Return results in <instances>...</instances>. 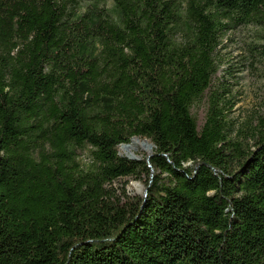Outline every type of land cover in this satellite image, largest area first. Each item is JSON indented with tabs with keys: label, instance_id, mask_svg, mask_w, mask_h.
Returning a JSON list of instances; mask_svg holds the SVG:
<instances>
[{
	"label": "trees",
	"instance_id": "obj_1",
	"mask_svg": "<svg viewBox=\"0 0 264 264\" xmlns=\"http://www.w3.org/2000/svg\"><path fill=\"white\" fill-rule=\"evenodd\" d=\"M111 2L0 0V264H264V129L232 140L225 91L191 115L264 0Z\"/></svg>",
	"mask_w": 264,
	"mask_h": 264
},
{
	"label": "rangeland",
	"instance_id": "obj_2",
	"mask_svg": "<svg viewBox=\"0 0 264 264\" xmlns=\"http://www.w3.org/2000/svg\"><path fill=\"white\" fill-rule=\"evenodd\" d=\"M94 0H75V6L85 8ZM111 6V0H106ZM217 72L212 79L211 87L204 96L191 108V115L195 118L200 130L204 124L208 101L212 92H219L226 101L224 116L229 124L232 140L251 145L255 129H264L260 123L264 122V25L249 24L236 26L226 31L221 37L216 55ZM135 140V141H134ZM133 156H128L127 146L117 148L120 157H134L139 160L150 156L152 145L144 138H134ZM76 162L81 168L91 163V152L88 147L75 151ZM110 189L115 197H120L124 189L128 197H140L144 193V185L132 177L116 180Z\"/></svg>",
	"mask_w": 264,
	"mask_h": 264
},
{
	"label": "bare ground",
	"instance_id": "obj_3",
	"mask_svg": "<svg viewBox=\"0 0 264 264\" xmlns=\"http://www.w3.org/2000/svg\"><path fill=\"white\" fill-rule=\"evenodd\" d=\"M132 148H133V141H132V143L128 144V149L126 150V153H127L128 156H133L134 155L133 152H132Z\"/></svg>",
	"mask_w": 264,
	"mask_h": 264
},
{
	"label": "water",
	"instance_id": "obj_4",
	"mask_svg": "<svg viewBox=\"0 0 264 264\" xmlns=\"http://www.w3.org/2000/svg\"><path fill=\"white\" fill-rule=\"evenodd\" d=\"M134 138H132L131 140H133ZM121 146H127V144L125 145H121ZM149 148L152 149L153 148V145H149ZM128 159L130 160H139L138 158H134V157H127Z\"/></svg>",
	"mask_w": 264,
	"mask_h": 264
}]
</instances>
